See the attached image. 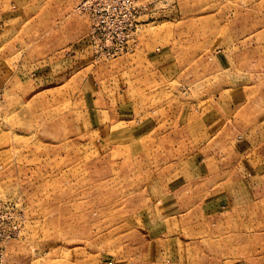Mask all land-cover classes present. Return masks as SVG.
<instances>
[{
	"label": "rangeland",
	"instance_id": "obj_1",
	"mask_svg": "<svg viewBox=\"0 0 264 264\" xmlns=\"http://www.w3.org/2000/svg\"><path fill=\"white\" fill-rule=\"evenodd\" d=\"M82 1L0 0V264H167L174 183L194 260L264 264V0H135L110 57Z\"/></svg>",
	"mask_w": 264,
	"mask_h": 264
},
{
	"label": "built area",
	"instance_id": "obj_2",
	"mask_svg": "<svg viewBox=\"0 0 264 264\" xmlns=\"http://www.w3.org/2000/svg\"><path fill=\"white\" fill-rule=\"evenodd\" d=\"M78 8L90 20V42L100 55L110 57L135 48L138 14L146 10L145 4L137 5L135 0H83Z\"/></svg>",
	"mask_w": 264,
	"mask_h": 264
},
{
	"label": "crops",
	"instance_id": "obj_3",
	"mask_svg": "<svg viewBox=\"0 0 264 264\" xmlns=\"http://www.w3.org/2000/svg\"><path fill=\"white\" fill-rule=\"evenodd\" d=\"M176 186H178V183H174L173 187H175L176 192L173 194L179 196L180 202L178 201V198H175V202L168 198L169 200H171V203H166V201L164 203L161 202V204L158 206L159 210H161V212L159 211L160 215H157L158 220H156L153 225L152 223H145L147 226H149V228L146 229L148 231L146 240L153 244V247L151 248L152 252H148V256L145 255V258H150V260L164 259L167 264H199V262L194 260L193 257L195 246L193 236L191 235L195 233L193 227L198 226L199 221L195 223L194 220H191V223L184 221L183 212L187 210V207L183 204L184 199L181 197V195L185 196L187 194H191V201H193V183L191 191L189 190V188H184V186H181L182 188H177ZM189 210H194V203L191 205V208H188V211ZM162 211H165L164 215ZM185 225L187 228H191L190 231H187L185 229V233L188 234L191 232L186 238L178 233V228H180L182 231ZM175 227H177V232L170 233L171 231H175ZM176 243L177 245L179 244V246H181L180 243H188L186 248L191 250L185 251L184 253L182 251L180 252V250L177 248V251L174 246V244ZM116 259V264H132L130 262V256L127 255H124V257L122 258L120 256H117Z\"/></svg>",
	"mask_w": 264,
	"mask_h": 264
}]
</instances>
